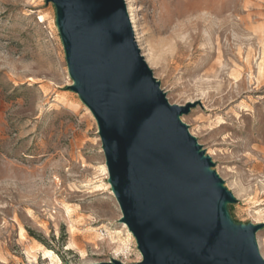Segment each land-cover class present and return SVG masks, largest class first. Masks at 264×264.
I'll return each mask as SVG.
<instances>
[{"label":"rangeland","instance_id":"rangeland-1","mask_svg":"<svg viewBox=\"0 0 264 264\" xmlns=\"http://www.w3.org/2000/svg\"><path fill=\"white\" fill-rule=\"evenodd\" d=\"M125 3L168 102L193 104L181 120L237 199L232 219L264 224V0ZM70 84L53 5L0 0V264L141 259ZM255 236L264 259V225Z\"/></svg>","mask_w":264,"mask_h":264},{"label":"water","instance_id":"water-1","mask_svg":"<svg viewBox=\"0 0 264 264\" xmlns=\"http://www.w3.org/2000/svg\"><path fill=\"white\" fill-rule=\"evenodd\" d=\"M55 11L69 89L93 116L120 222L141 259L90 264H264L256 232L171 104L135 40L125 0H45Z\"/></svg>","mask_w":264,"mask_h":264},{"label":"bare ground","instance_id":"bare-ground-1","mask_svg":"<svg viewBox=\"0 0 264 264\" xmlns=\"http://www.w3.org/2000/svg\"><path fill=\"white\" fill-rule=\"evenodd\" d=\"M178 9V8H177ZM175 10L176 11V17H180V15H182L180 12H178V10ZM128 10L130 11V8L128 7ZM130 15V20H131V23H132V25H133V27H134V21H133V18H132V14H129ZM136 31V30H135ZM195 37V36H194ZM193 40H195V39H193ZM32 252V251H31Z\"/></svg>","mask_w":264,"mask_h":264}]
</instances>
